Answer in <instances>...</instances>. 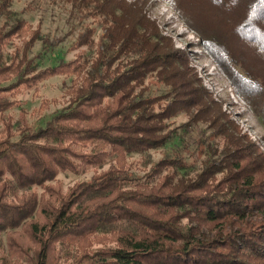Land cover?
I'll list each match as a JSON object with an SVG mask.
<instances>
[{"label": "trees", "instance_id": "trees-1", "mask_svg": "<svg viewBox=\"0 0 264 264\" xmlns=\"http://www.w3.org/2000/svg\"><path fill=\"white\" fill-rule=\"evenodd\" d=\"M176 1L233 84L262 101L264 75L248 69L238 50L262 58L249 46L264 53V0ZM67 2L81 20L96 22L73 42L96 47L94 56L39 68L30 52L40 29L10 9L12 0H0L1 264H264V153L210 99L186 53L141 2ZM53 77L73 78L70 99L43 127L29 126L22 109L15 121L5 117L21 105V90ZM150 77L165 93L144 87ZM210 106L227 125L209 116ZM192 109L195 119L219 122L210 137L222 139L220 149L196 151L200 170L179 151L142 176L128 169V156L178 136L183 142L170 119ZM104 166L63 193L58 175Z\"/></svg>", "mask_w": 264, "mask_h": 264}, {"label": "rangeland", "instance_id": "rangeland-1", "mask_svg": "<svg viewBox=\"0 0 264 264\" xmlns=\"http://www.w3.org/2000/svg\"><path fill=\"white\" fill-rule=\"evenodd\" d=\"M127 2H141L144 11L155 21L163 35L171 38L174 47L186 53L189 59V67L199 79L201 86L206 90L210 99L217 106H220L226 117L235 125L240 135L246 136L255 143L264 153V99L262 94L248 91L244 87L240 91L234 85L229 74L223 68L219 59L207 48L203 39L199 36L187 22L186 18L178 9L176 0H126ZM10 9L18 17L25 19L33 29L39 28L42 40L38 41L31 49L30 57H34L39 68L56 65L62 61L68 62L78 56H86L88 59L94 56L96 47L87 50L86 47L74 48L73 42L76 40L80 30L90 24L95 26L93 19L81 20L67 0H12ZM3 21L0 22V24ZM102 30L97 28L95 40L102 36ZM255 48L257 54L262 58L246 54L238 50V58L245 62L253 73L260 72L264 75V53L251 43L249 48ZM8 48V53L11 52ZM223 61V60H222ZM118 62L114 64L116 67ZM73 78L53 77L32 89H23L18 95L19 107H15L5 112V117L10 116L13 121L18 119L20 109L25 113L26 123L33 127H43L50 120L54 113L65 108L69 104V95L66 94L71 88ZM197 86V85H195ZM144 87L154 95L165 93L164 86L154 78H148L144 82ZM242 87V86H241ZM206 103V100H204ZM207 101L210 102L209 99ZM217 106H210L209 110L219 122L226 124V119L216 112ZM197 112L192 109L190 113L180 111L170 119V129H174L181 134L174 138L165 147L150 150L145 154L132 155L127 157L128 169L138 176H142L150 170L151 166L165 154L179 151L187 159V162L196 161V169L202 166L203 156L196 153L201 147L207 145L221 148L222 139L220 137H210L215 125L209 121L195 119ZM230 128V125L228 124ZM183 128L184 131L182 130ZM3 123L0 119V134L3 133ZM207 141V143H205ZM90 168L81 174L63 173L58 175L63 193L77 183L87 181L91 176L106 169ZM201 169V168H200ZM199 169V170H200ZM191 174L190 176H192ZM219 176V175H216ZM255 215L253 219H257ZM183 223H186L184 220ZM205 233L212 234L209 232ZM2 247L5 250V239L2 238ZM95 245L94 248H99ZM1 264V262H0Z\"/></svg>", "mask_w": 264, "mask_h": 264}]
</instances>
